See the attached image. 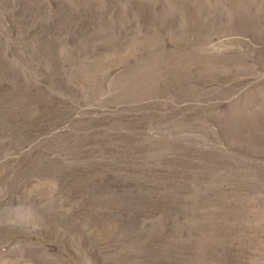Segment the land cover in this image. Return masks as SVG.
I'll list each match as a JSON object with an SVG mask.
<instances>
[{"label":"rangeland","instance_id":"374dc122","mask_svg":"<svg viewBox=\"0 0 264 264\" xmlns=\"http://www.w3.org/2000/svg\"><path fill=\"white\" fill-rule=\"evenodd\" d=\"M0 264H264V0H0Z\"/></svg>","mask_w":264,"mask_h":264}]
</instances>
